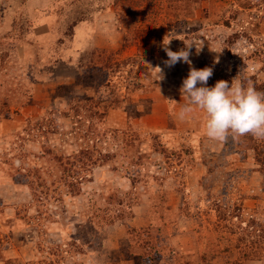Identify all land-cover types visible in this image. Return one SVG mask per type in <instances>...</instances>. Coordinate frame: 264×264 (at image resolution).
Segmentation results:
<instances>
[{
    "label": "rangeland",
    "instance_id": "1",
    "mask_svg": "<svg viewBox=\"0 0 264 264\" xmlns=\"http://www.w3.org/2000/svg\"><path fill=\"white\" fill-rule=\"evenodd\" d=\"M169 40L264 92V0H0V264H264V139L180 118Z\"/></svg>",
    "mask_w": 264,
    "mask_h": 264
},
{
    "label": "clouds",
    "instance_id": "2",
    "mask_svg": "<svg viewBox=\"0 0 264 264\" xmlns=\"http://www.w3.org/2000/svg\"><path fill=\"white\" fill-rule=\"evenodd\" d=\"M170 40L164 45L168 59L163 63L166 67H174L178 62L189 64L190 70L182 82L181 94L187 98V104L180 110V118L191 114L195 108L206 114L205 131L208 138L225 141L229 135L239 138L252 135L264 139V92L257 91L255 86L243 85L235 79L231 84L219 80L209 87L207 82L213 75L212 67L196 69L189 59L191 45L179 51L168 47ZM159 80L164 78L163 70L157 66Z\"/></svg>",
    "mask_w": 264,
    "mask_h": 264
}]
</instances>
